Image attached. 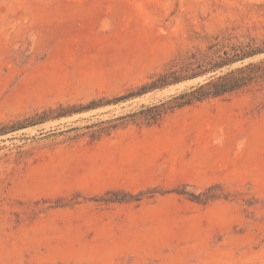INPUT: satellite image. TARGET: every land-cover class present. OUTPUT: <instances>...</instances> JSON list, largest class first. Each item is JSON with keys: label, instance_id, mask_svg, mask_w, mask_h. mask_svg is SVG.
<instances>
[{"label": "rangeland", "instance_id": "1", "mask_svg": "<svg viewBox=\"0 0 264 264\" xmlns=\"http://www.w3.org/2000/svg\"><path fill=\"white\" fill-rule=\"evenodd\" d=\"M249 44L264 0H0V264H264V52L155 125L93 136L209 75L30 124Z\"/></svg>", "mask_w": 264, "mask_h": 264}, {"label": "trees", "instance_id": "2", "mask_svg": "<svg viewBox=\"0 0 264 264\" xmlns=\"http://www.w3.org/2000/svg\"><path fill=\"white\" fill-rule=\"evenodd\" d=\"M262 52H264V47H254L249 44L247 47L232 46L231 50H225L224 54L218 57H213L207 53L184 55L167 66L162 72L151 76L149 81L143 83L137 89L129 90L126 94L114 97L113 99L101 98L92 100L89 104L79 107L75 105L68 107L61 105L58 108H50L39 114L35 121L30 124L44 122L50 118L72 115L76 112L87 111L101 105L117 103L128 98L142 96L152 91L163 90L172 85H178L209 75L204 82H199L179 93H175L169 99L161 100L159 103L152 105H142L139 110L130 114L121 115L112 120L102 121V123L108 121L110 123L100 127V129L93 133V136H96V134L98 136L110 134L111 131L124 124L127 117H132L134 122L140 120L141 123L148 126L155 125L161 122L166 115L179 108L203 102L210 98L226 96L248 86L256 76L252 73V70L246 72V67H252L254 65L253 63L228 72H222V69ZM27 126L25 125L24 127ZM2 131L4 130L0 129V132ZM192 196L195 199L198 198L195 194ZM214 198H218V196L207 197V199Z\"/></svg>", "mask_w": 264, "mask_h": 264}]
</instances>
